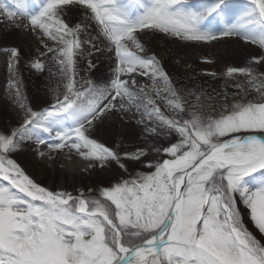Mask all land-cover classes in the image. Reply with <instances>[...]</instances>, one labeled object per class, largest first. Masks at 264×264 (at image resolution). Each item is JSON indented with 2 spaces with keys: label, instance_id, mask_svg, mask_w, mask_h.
<instances>
[{
  "label": "snow or ice",
  "instance_id": "snow-or-ice-1",
  "mask_svg": "<svg viewBox=\"0 0 264 264\" xmlns=\"http://www.w3.org/2000/svg\"><path fill=\"white\" fill-rule=\"evenodd\" d=\"M0 25L35 42L2 49L0 264H264V0H0ZM154 37L244 51L169 71ZM21 66L47 73L35 104ZM26 151L112 175L45 186Z\"/></svg>",
  "mask_w": 264,
  "mask_h": 264
},
{
  "label": "rangeland",
  "instance_id": "rangeland-1",
  "mask_svg": "<svg viewBox=\"0 0 264 264\" xmlns=\"http://www.w3.org/2000/svg\"><path fill=\"white\" fill-rule=\"evenodd\" d=\"M30 3L34 0H29ZM195 2V0H194ZM78 13L73 12L75 17ZM20 45L22 49H33L35 42L30 33L23 31H8L6 25H0V123L10 119L13 113L10 104L5 97L6 82L8 79L7 55L2 50L6 46ZM148 47L159 52L163 56V62L169 71H174V61L177 57L183 58L188 64L192 65L197 71H216L222 72L226 66L235 65L241 58L243 49L236 46L235 41L228 43L220 42L211 45L186 44L177 40L154 37ZM206 57L212 61V65L204 63L201 59ZM104 58L101 57V60ZM107 71V64L100 66V72ZM24 79V90L30 101L35 104L38 96H43L47 85V73L30 71L21 66ZM197 83H204L205 86L211 85L219 91V86L223 84L220 79L212 80L209 77H198ZM119 120L112 118L106 121L107 134L120 131ZM103 131V130H102ZM128 140L126 143H132ZM47 151V149H42ZM17 160L25 169L41 180L45 186L63 188L72 191L74 188H81L94 184L99 179H107L112 175L111 172L85 173L82 172V161L75 156L69 157L65 154L55 153V158L49 159L46 155L41 158L34 155L31 151H26L17 156Z\"/></svg>",
  "mask_w": 264,
  "mask_h": 264
},
{
  "label": "bare ground",
  "instance_id": "bare-ground-1",
  "mask_svg": "<svg viewBox=\"0 0 264 264\" xmlns=\"http://www.w3.org/2000/svg\"><path fill=\"white\" fill-rule=\"evenodd\" d=\"M49 155H51L53 158H55V153H50Z\"/></svg>",
  "mask_w": 264,
  "mask_h": 264
}]
</instances>
